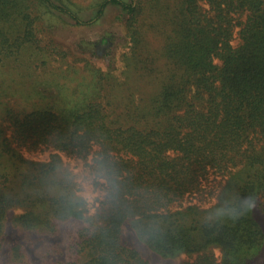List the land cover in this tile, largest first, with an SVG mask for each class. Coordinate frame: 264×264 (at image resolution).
<instances>
[{"label":"trees","instance_id":"1","mask_svg":"<svg viewBox=\"0 0 264 264\" xmlns=\"http://www.w3.org/2000/svg\"><path fill=\"white\" fill-rule=\"evenodd\" d=\"M27 1L0 0V21ZM32 1L77 24L119 6L129 46L118 55L123 78L118 67L90 66V80L43 81L57 96L7 105L0 156L13 164L0 181V264L27 263L23 242L4 250L14 209L25 232L58 235L63 221H82L66 259L43 264H156L127 244V222L163 256L189 255L181 264H255L264 250L253 212L264 206V0H103L87 20L55 0ZM17 34L0 25L1 62L17 56L14 43H33L29 25ZM18 146L54 154L37 161ZM61 153L83 162L98 191L91 203ZM242 197L251 208L233 221Z\"/></svg>","mask_w":264,"mask_h":264},{"label":"rangeland","instance_id":"2","mask_svg":"<svg viewBox=\"0 0 264 264\" xmlns=\"http://www.w3.org/2000/svg\"><path fill=\"white\" fill-rule=\"evenodd\" d=\"M55 1L74 8L87 20L95 16L99 4L103 0ZM26 4L23 14L16 6L15 14L10 19L0 21V25L12 36L24 31L26 25H29L32 30L30 38L32 37L33 41V43L23 44V47L16 46L14 43L15 49H13L17 56L7 57L4 62L0 61V123H3V118L6 116L8 104L16 109L24 107V104H30L28 106L30 108L33 101L39 98L57 96L59 89L45 88L43 85L45 80L55 78L59 85L68 80H74L73 83L81 82L84 78L90 80L92 76V70H88L90 66L106 71H113L118 67L115 73L119 78H123L121 71L124 69V63H121L119 56L128 49L129 38L126 26L128 15L121 7L110 6L100 19L91 23L77 24L64 12L33 3L32 0H28ZM105 37L110 38L111 44L100 45L99 41ZM4 40L5 38L0 35V43H3ZM155 44H157V40ZM38 89H44V91L39 94ZM0 129H6L4 124H0ZM18 147L21 154L37 161H50L54 154L51 148L26 151L20 146ZM51 153L53 154L51 155ZM61 154L65 164L71 165L76 172H80V179L87 183L90 191L96 195L98 191L94 190L87 181L83 162L72 159L65 153ZM11 164L13 162L7 156H0L2 174L0 181L6 180L2 173L3 168L6 166L8 168ZM62 177L63 173L59 175V179ZM93 199L95 198L93 197ZM93 210L94 208L91 209V211ZM19 212L20 209H14L8 213L4 249L7 254L9 255L13 244L23 242L29 251L25 264H43L44 262L65 260L67 243L82 221L78 219L63 221L58 235L25 232L13 223V217ZM253 212L264 229V206L256 204ZM124 239L128 245L140 250L146 258L156 264H181L189 258L187 254L166 257L154 251L138 237L130 222L124 225ZM215 249L220 254V248ZM255 264H264V250Z\"/></svg>","mask_w":264,"mask_h":264},{"label":"clouds","instance_id":"3","mask_svg":"<svg viewBox=\"0 0 264 264\" xmlns=\"http://www.w3.org/2000/svg\"><path fill=\"white\" fill-rule=\"evenodd\" d=\"M83 187L85 190L81 193H78V195H81L85 200L91 203L95 194L90 191V188L87 183H84ZM249 208H251V204L248 198L242 197L240 200V207L237 210H234L232 213H230L228 218L235 221L240 216L244 215L245 211Z\"/></svg>","mask_w":264,"mask_h":264}]
</instances>
